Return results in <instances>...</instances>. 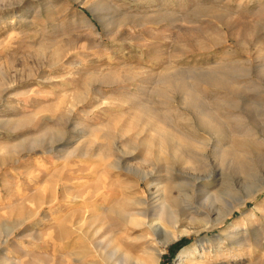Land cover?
<instances>
[{"label": "rangeland", "instance_id": "1", "mask_svg": "<svg viewBox=\"0 0 264 264\" xmlns=\"http://www.w3.org/2000/svg\"><path fill=\"white\" fill-rule=\"evenodd\" d=\"M206 113L226 119L207 126ZM159 130L204 145L177 152ZM0 153L13 157L0 223L28 220L4 264H45L60 217H87L91 188L120 180L156 205L178 187L196 221L161 223L179 235L165 246L153 212L139 216L100 264H264V0H0Z\"/></svg>", "mask_w": 264, "mask_h": 264}, {"label": "bare ground", "instance_id": "2", "mask_svg": "<svg viewBox=\"0 0 264 264\" xmlns=\"http://www.w3.org/2000/svg\"><path fill=\"white\" fill-rule=\"evenodd\" d=\"M231 92L235 93V89L232 86H231ZM227 103L228 102H226L225 104ZM145 116L147 117V120H149L148 122L157 119L156 118L157 116L150 113H146ZM216 119L222 121L223 119L224 120L226 119V116L224 115V117L221 116V118H216L215 116L206 113V115L202 117L203 120L202 124L204 122L205 125L207 126L218 128L219 123L217 122L218 120ZM237 121L238 119H236V122ZM250 134L252 133L246 132L245 135L250 137ZM178 135L179 136L175 135L174 137H171L170 134H166L163 137V133L161 134L159 130V136L161 137L162 141H165L166 138H169L177 142L178 144L177 152L181 151L180 149L181 147L188 146L191 148L192 147L198 148L197 147L198 145L199 147L204 145L203 141H198L197 139H193L192 137H187L186 135L183 134L182 135L178 134ZM224 135L223 137H225ZM5 148H9V150L13 149L9 146ZM230 152L234 154L235 149L234 151L231 150ZM5 153L6 152L3 151V154ZM1 156H0V165H8L13 160L12 159L13 157L12 158L10 157L11 155L8 156L4 155L5 157H1ZM234 156L235 158L242 160L240 157H238L237 154H234ZM117 165L118 164L110 165V167L113 169L118 168ZM168 180H171V178ZM4 187H6V185H4ZM137 187H141L140 183H137L136 186L133 185V183L132 184L128 183L126 180H120L118 181V183L113 181H109V182L105 181L103 184H98L93 186L91 188L90 195H88L90 196L93 210H91V212H88L87 217H86V213H83L81 211H75L69 215L65 214L63 217H60L57 226L49 234H47V238H45L42 243L43 254L46 256L47 259L46 263L44 261L43 262L45 264H100L101 261L106 262V258H107L106 254H109L110 257H114L120 253L118 250H113V251L111 250L110 252L109 249L115 243H121V244L125 243L126 238L128 237V234L130 233V229H131L128 225L129 224L137 225L136 219L139 216L145 218L151 212H153L154 218L152 222H150V225L148 226L149 231L152 234V236H155L156 238H159L158 236L161 235L160 238L163 239V244L165 246H168L170 243L174 242L179 235L171 237V235L167 234L164 226L161 223L168 222L171 226L172 225L176 226L181 223L182 216L186 219H189L191 222L196 221L195 220L196 218L194 217L192 218L190 217V214L189 215L186 214L185 209L180 207L181 205L179 204L178 201L179 198L174 196V189L178 187L174 185L169 186V189H167V195L164 197V199L159 205H156L155 203L149 204L147 200H140L139 202L138 198H136L137 196H132V194H134L135 191L137 190ZM101 190H103V192H101ZM262 191H264V183L257 187L255 194L257 195ZM252 196L250 195L249 198L253 199ZM245 202H247V199H245V201H241L240 204L238 203L237 205H234L233 208L231 209L230 214H232L238 207H242ZM143 205H146V207H144V209L142 210L130 212V213L128 211L133 208H136L137 206H143ZM17 219L16 222L14 221L13 223H9L8 221H2L0 223V231L4 232L0 240V251L2 247L6 246V244L9 243L10 235L16 229L14 227L17 226L18 228L19 226L23 225L26 221H28L27 217L26 216L24 217L21 212L17 214ZM78 219L83 220V224L81 225V228H79V230H81L82 233L81 232L79 233L78 232L79 230L76 231L69 225V223H73ZM121 222L123 223V226L121 225ZM182 232L184 234V232H187V230L186 229L182 230L181 234ZM120 260L121 263H127L125 256L123 258H120ZM152 262L155 264L158 263V262L157 263L154 262V260ZM0 264H4V261L1 258H0Z\"/></svg>", "mask_w": 264, "mask_h": 264}]
</instances>
